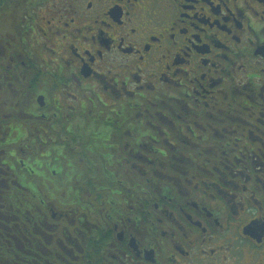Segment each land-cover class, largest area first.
Masks as SVG:
<instances>
[{
	"label": "flooded vegetation",
	"instance_id": "af4514ba",
	"mask_svg": "<svg viewBox=\"0 0 264 264\" xmlns=\"http://www.w3.org/2000/svg\"><path fill=\"white\" fill-rule=\"evenodd\" d=\"M19 254L264 264V0H0V258Z\"/></svg>",
	"mask_w": 264,
	"mask_h": 264
},
{
	"label": "trees",
	"instance_id": "16d2710c",
	"mask_svg": "<svg viewBox=\"0 0 264 264\" xmlns=\"http://www.w3.org/2000/svg\"><path fill=\"white\" fill-rule=\"evenodd\" d=\"M24 251V248H22ZM0 264H40V259L37 257H26L24 254H19L18 257L0 258Z\"/></svg>",
	"mask_w": 264,
	"mask_h": 264
}]
</instances>
